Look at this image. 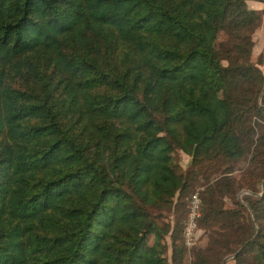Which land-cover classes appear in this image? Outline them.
<instances>
[{
    "label": "trees",
    "instance_id": "obj_1",
    "mask_svg": "<svg viewBox=\"0 0 264 264\" xmlns=\"http://www.w3.org/2000/svg\"><path fill=\"white\" fill-rule=\"evenodd\" d=\"M247 1L0 0V264H185L177 150L250 167L201 192L192 264H264V10Z\"/></svg>",
    "mask_w": 264,
    "mask_h": 264
},
{
    "label": "rangeland",
    "instance_id": "obj_2",
    "mask_svg": "<svg viewBox=\"0 0 264 264\" xmlns=\"http://www.w3.org/2000/svg\"><path fill=\"white\" fill-rule=\"evenodd\" d=\"M262 3V4H261ZM247 5L250 9L256 10V11H263L264 10V0H249L247 1ZM256 7H259L260 9H255ZM264 26V21L263 25ZM262 27L257 30L255 35V47L253 51V60L257 61L259 56L264 55V30L262 32ZM261 30V31H260ZM259 35V38H258ZM263 71H264V65H263ZM175 161L179 164L180 168L183 172L189 173V175L195 178L194 182L190 181V186L192 187L191 190L182 196L181 198H176L177 208H179V211L184 208V204L186 202L185 207V214H186V223H188V217L192 202V197L194 194H198L201 198V192L204 190V188H207L210 185L215 184L218 180L223 178L224 176H232L242 182V179L246 173V171L250 168L249 167V161L244 160L240 161L239 163H236L234 165L229 164L225 162L224 160L214 161V162H204L202 165L197 166L196 164H193L192 158L185 154L184 152L177 150L175 153ZM202 166V167H201ZM195 191V192H194ZM261 191H263V183L261 185ZM194 192V193H193ZM247 194H252L248 189H243L238 193V199L242 201L243 196ZM261 193L255 194L256 196H261ZM225 207L226 208H232V202L230 200L225 199ZM175 215V216H174ZM176 213L171 211H164V216L161 222H164L165 224L173 225L174 221L176 220ZM187 225V224H186ZM215 230H219L220 227L217 225L214 227ZM203 231L197 232V241L196 244L192 247H187V255L185 258V264H192L193 260V251L197 248H205L209 244L208 236L206 235L205 229L202 228ZM164 252L165 257L168 258V260H171L172 257V248H171V241L170 238L167 237L164 241ZM233 255L227 256L223 262V264H235ZM251 264H255L252 262Z\"/></svg>",
    "mask_w": 264,
    "mask_h": 264
},
{
    "label": "built area",
    "instance_id": "obj_3",
    "mask_svg": "<svg viewBox=\"0 0 264 264\" xmlns=\"http://www.w3.org/2000/svg\"><path fill=\"white\" fill-rule=\"evenodd\" d=\"M201 200L198 194L192 197L188 223L184 231L185 245L189 248L192 247L197 239L198 232V219L201 216L200 212Z\"/></svg>",
    "mask_w": 264,
    "mask_h": 264
},
{
    "label": "crops",
    "instance_id": "obj_4",
    "mask_svg": "<svg viewBox=\"0 0 264 264\" xmlns=\"http://www.w3.org/2000/svg\"><path fill=\"white\" fill-rule=\"evenodd\" d=\"M261 4H262V3H261ZM255 9H260V8L255 6ZM261 30H262V32H263V30H264V26L262 27ZM261 30H260V31H261ZM258 38H259V35H258ZM259 39H260V38H259Z\"/></svg>",
    "mask_w": 264,
    "mask_h": 264
},
{
    "label": "water",
    "instance_id": "obj_5",
    "mask_svg": "<svg viewBox=\"0 0 264 264\" xmlns=\"http://www.w3.org/2000/svg\"><path fill=\"white\" fill-rule=\"evenodd\" d=\"M225 264V263H224Z\"/></svg>",
    "mask_w": 264,
    "mask_h": 264
}]
</instances>
